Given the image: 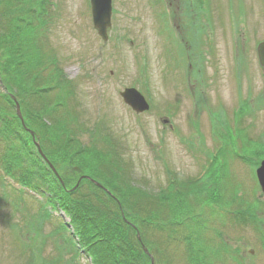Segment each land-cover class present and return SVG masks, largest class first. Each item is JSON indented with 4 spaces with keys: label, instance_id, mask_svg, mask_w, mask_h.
<instances>
[{
    "label": "rangeland",
    "instance_id": "1",
    "mask_svg": "<svg viewBox=\"0 0 264 264\" xmlns=\"http://www.w3.org/2000/svg\"><path fill=\"white\" fill-rule=\"evenodd\" d=\"M198 2L113 0L106 41L93 26L90 0H26L12 12L24 14L30 21L22 37L33 66L43 68L42 74L57 77V69H53L57 63L61 77L59 84H54L59 86H52L49 95L56 100L64 94L59 100L65 104L58 102L60 115L72 114L70 123L74 116L82 144L94 149L91 140L107 141L103 150L118 160V167L127 175L124 187L154 195L153 202L140 213L124 209L130 210L134 218L127 219L138 228H127L128 237L134 241L133 236L139 234L142 239L141 234L145 235L149 249L144 246L148 250L144 264H151V257L153 264H161L159 257L169 264L175 260V264H264V197L254 169L264 159V152L260 154L262 149L254 144L264 142V66L257 52L264 41V0H204L200 15L193 4ZM201 23L207 26L203 34L198 33ZM143 63L147 64L145 75L138 80ZM131 86L150 102V111L137 113L123 101L120 92ZM12 90L15 94V86ZM3 93L0 86V110L15 121L14 101L4 100ZM240 104L243 109L235 116ZM245 104L252 111H245ZM21 112H25L23 107ZM212 113L220 121L223 138L211 132ZM22 117L24 127L15 124L12 128L15 136V132L0 133V162L4 167L8 162L52 195L48 183L57 181L37 147L40 144L44 154L52 148L48 123L35 126L24 120V114ZM243 136L250 142L243 143ZM221 139L226 145L216 167L206 176L212 177L219 202L205 203L213 194L210 188L197 194L177 193L175 185L162 200L160 193L168 179L174 175L195 177ZM66 154L57 153L55 165L51 163L63 176L65 189L56 190L57 194L73 192L80 182V174ZM223 161L227 163L224 175L220 173ZM11 185L19 186L9 178L6 182L0 178V264H73L70 260L76 243L61 219L66 221L69 214L62 208L65 215L58 218L41 200L29 192L14 191ZM79 194L94 203L102 198L100 191L87 183ZM232 195L239 197L230 199ZM226 202L240 205L233 216L221 206L219 210ZM97 209L103 212L100 205ZM199 209L206 211L208 220L203 217L204 222L197 226L193 217ZM243 209L246 216L240 214ZM159 219L163 222L158 223ZM191 233L197 234L192 239H197L198 246L193 247V254L188 246L189 257L182 238ZM226 244L234 245L238 254ZM219 250L220 256L233 255L239 262H218ZM74 259L77 264H89L83 254Z\"/></svg>",
    "mask_w": 264,
    "mask_h": 264
},
{
    "label": "trees",
    "instance_id": "2",
    "mask_svg": "<svg viewBox=\"0 0 264 264\" xmlns=\"http://www.w3.org/2000/svg\"><path fill=\"white\" fill-rule=\"evenodd\" d=\"M25 2L26 0H0V86L4 89L3 99L9 101L10 103L13 100L12 94L14 93L12 89L15 86V94L21 105V111L22 107L23 111L25 110V112H22V114H24V120L27 118L30 123L35 126L36 124L38 125L43 121L48 123L45 126L49 137L53 139L54 143L52 144V148L49 152L44 151L46 159L39 152L38 153L41 156L43 163L47 165L49 169L48 172H51L54 179L57 181L53 182L50 180L48 183V190L52 195L47 194L48 192L44 191L39 185H34L32 180L25 179L24 176L19 173V169H14V166L8 165L6 159V167H4L2 162H0V167L5 173L13 176L22 184L41 193L47 199V201L52 203L53 207L58 208L61 211L64 209L67 214H69V224L72 225L70 238L79 244L80 247L78 251H81L82 249L92 259L93 264H144L145 260H147V254L145 252L144 246L148 247V249L149 246L147 245L146 241H144V239L146 240L144 234H141L142 239H139V234H137V238L133 236L134 241L128 237L127 228H131L133 230L135 229L136 231H138V228L134 223L132 224L130 221H128L127 217L134 218L131 216L130 210H135L136 213L144 211L146 206H148L150 202H153L154 195L150 191H139V193H136L133 191L132 187L125 188L123 184L127 175H125L118 167V160L113 155H108L106 151H104L106 150L107 145H105V142H108L102 139L101 141L91 140L92 147L94 149L86 146L85 143L82 144L83 142L80 140L83 139H81L77 133L76 127L79 126L76 125L74 116L73 123H70L69 119L72 118V114L69 116L60 115L61 109L58 102L61 101L64 103L62 99L59 100V98L64 97V94L62 93L61 96L56 100L52 99L49 95V91L51 90L52 86H59L54 84L58 83L57 80L61 77L60 73L58 72L59 68L56 65L57 63L55 62V65L53 66L54 70L57 69V77L49 73L47 75L42 74L41 70L43 68H39L38 65L33 66V62L31 61L32 58H29L30 54L29 51H27L25 40L22 37V35L28 31L27 29L29 28L28 26L30 21L26 19L24 14L23 16H17L14 14L18 8L24 6ZM13 8L15 10L14 13L12 12ZM42 59L43 62H46L44 58ZM37 63L41 64L42 60L37 59ZM12 106H15L14 110H16L15 102H13ZM241 115H244V113ZM13 117L15 118V121H12L11 118H9L4 112V110H0V133H7L8 131H10L8 133L15 132V136L16 131H14L12 128H14L15 124L18 127H22L23 123L22 119H20L17 113H15ZM38 128L43 130L42 127ZM80 130H82V128H80ZM86 131L88 132L87 129ZM245 140L247 143L250 142L249 138L245 137ZM246 142L244 141L243 136V143ZM256 143L258 142H254L255 146L257 147L256 149H262L260 154H263L264 146L256 145ZM71 147H73V149ZM243 151L249 150L248 148H244ZM59 152H64L65 154L67 153L70 155V158L68 157V159L71 163H73L80 174L78 179L80 182L73 192H69L70 196L69 194H61L60 192L57 194L55 192L56 190L58 192L59 190L62 191L65 189L61 180L63 176L60 174L61 176L58 177L49 164L50 162L54 164L53 160L55 159L56 154H59ZM109 152L113 153L112 148ZM217 161L218 157H216L211 171L216 167L215 164ZM226 167L227 163L226 161H223L220 165L221 174L223 173L224 175ZM20 170L24 171L21 167ZM208 178L209 180H207ZM211 178L212 177H202L201 179H184L174 175L172 179H168V185L165 186V188L168 189H163V193H160V195L162 194L160 198L162 199L165 194L171 190H169V187L173 185H175L174 187L177 193L196 192L197 194L202 190H207L210 188L211 193L213 192V194L206 198L205 203L211 204L213 201L218 203L219 198L216 196L217 192L214 193ZM96 182L102 184L104 188L100 187L98 184H96ZM85 183L93 185L94 188L100 191L102 198H96V200L98 205L103 208V212L97 209V202L94 203L86 199L87 195L80 196L81 193L79 194V189ZM53 185L56 187V189H54ZM173 195H175V193ZM229 197L230 199L237 200L239 195H232ZM110 201H113V204ZM114 202L117 203L115 204ZM226 204L227 205L225 206L220 204L219 210L222 207L223 212L232 216L240 207V205L238 206L236 204H232V202H226ZM109 205H113L115 210L113 211ZM125 208L130 210L126 212L124 210ZM200 210L201 209L194 212L195 214L193 213V220L197 221L199 224L197 226H200L202 222H204L203 217L208 220L206 211L203 212ZM104 211L106 214L105 217ZM243 212L244 209L240 211V214L244 215ZM118 218H120L121 221H119ZM157 222L162 223L163 220L159 219ZM97 223H99V225H97ZM64 224L69 226L68 222H64ZM180 225L181 224H178L177 226ZM199 230L201 234L204 233V229ZM222 234L225 233L222 232ZM186 236L187 235H185V237ZM188 236L189 237L186 239L185 237L181 238L184 240L185 248L190 245L191 253L193 254V247L198 246V244L197 239L192 238H197V234L191 233ZM189 240L193 241H190L189 243ZM193 243L194 245H192ZM226 245L229 249H236V247L232 244ZM203 248L207 249L205 246ZM213 251L210 252L213 253ZM225 251L227 253L228 249H224V252ZM234 251L238 254V249ZM188 253L189 254L187 255L190 257L189 247ZM224 254L220 256L219 250V254L216 255L218 262L228 263V261L231 262L232 259H234V262H239L236 258H233V255L224 257ZM153 255L157 258L156 253ZM193 259L195 260L196 258L194 257ZM158 260H161V264L168 263L164 258L161 257H159ZM70 261L75 264L73 260ZM175 262L173 263L175 264ZM239 263L243 264L241 262Z\"/></svg>",
    "mask_w": 264,
    "mask_h": 264
},
{
    "label": "water",
    "instance_id": "3",
    "mask_svg": "<svg viewBox=\"0 0 264 264\" xmlns=\"http://www.w3.org/2000/svg\"><path fill=\"white\" fill-rule=\"evenodd\" d=\"M91 3H92V15H93L94 26L97 29L99 35L106 41L108 38V29L112 26V0H91ZM258 53L261 64L264 65V42L259 45ZM121 95L124 98V101L128 105H130L133 108V110H135L137 113H141L149 109L148 103L145 101L142 94L138 92L136 89L127 88L125 89V91L121 93ZM12 98L14 99L17 107V114L22 119V123H23L20 103L18 102V100L15 98L14 95H12ZM31 132L33 131L31 130ZM37 145L39 152L46 159V156L44 155L42 149L39 147L40 144L37 143ZM50 166L58 175L57 171L52 166V164H50ZM256 172L262 191L264 193V160H262ZM96 184L104 188L102 184L98 182H96ZM145 251L148 252L147 248H145ZM152 264H153V257H152Z\"/></svg>",
    "mask_w": 264,
    "mask_h": 264
},
{
    "label": "bare ground",
    "instance_id": "4",
    "mask_svg": "<svg viewBox=\"0 0 264 264\" xmlns=\"http://www.w3.org/2000/svg\"><path fill=\"white\" fill-rule=\"evenodd\" d=\"M218 155H219V154H218ZM218 155H217V156H218ZM210 171H211V169L208 171V173H209ZM208 173H207V174H208ZM207 174H206V175H207ZM206 175H205V176H206ZM205 176H204V177H205Z\"/></svg>",
    "mask_w": 264,
    "mask_h": 264
}]
</instances>
